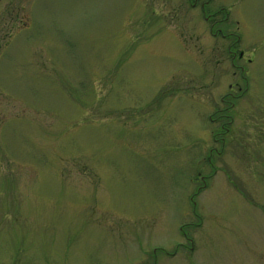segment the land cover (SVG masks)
Instances as JSON below:
<instances>
[{
  "label": "rangeland",
  "instance_id": "rangeland-1",
  "mask_svg": "<svg viewBox=\"0 0 264 264\" xmlns=\"http://www.w3.org/2000/svg\"><path fill=\"white\" fill-rule=\"evenodd\" d=\"M0 264H264V0H0Z\"/></svg>",
  "mask_w": 264,
  "mask_h": 264
},
{
  "label": "flooded vegetation",
  "instance_id": "flooded-vegetation-1",
  "mask_svg": "<svg viewBox=\"0 0 264 264\" xmlns=\"http://www.w3.org/2000/svg\"><path fill=\"white\" fill-rule=\"evenodd\" d=\"M243 58V55L242 54H239L238 55V59H242ZM230 90H232V86H230Z\"/></svg>",
  "mask_w": 264,
  "mask_h": 264
}]
</instances>
